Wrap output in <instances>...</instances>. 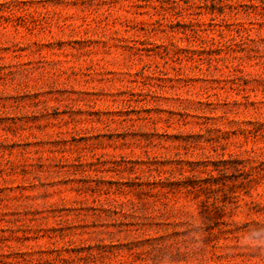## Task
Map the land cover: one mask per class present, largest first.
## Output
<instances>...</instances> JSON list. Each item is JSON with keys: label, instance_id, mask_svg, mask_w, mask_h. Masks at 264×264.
I'll list each match as a JSON object with an SVG mask.
<instances>
[{"label": "rangeland", "instance_id": "rangeland-1", "mask_svg": "<svg viewBox=\"0 0 264 264\" xmlns=\"http://www.w3.org/2000/svg\"><path fill=\"white\" fill-rule=\"evenodd\" d=\"M0 264H264V0H0Z\"/></svg>", "mask_w": 264, "mask_h": 264}]
</instances>
